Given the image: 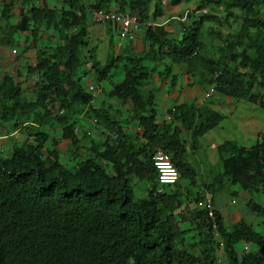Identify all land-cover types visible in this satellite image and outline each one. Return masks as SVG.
<instances>
[{
  "label": "trees",
  "instance_id": "1",
  "mask_svg": "<svg viewBox=\"0 0 264 264\" xmlns=\"http://www.w3.org/2000/svg\"><path fill=\"white\" fill-rule=\"evenodd\" d=\"M160 1L91 0L85 4L62 0L66 10H62L58 21L44 6L32 16L35 24L43 21L46 28L57 29L60 39L47 57L38 55L35 68L43 72L32 84L38 89L36 98L27 100L21 94V82L10 74L0 80V134L23 124L25 135L32 139L22 142L10 158L0 157V201L5 193L10 190L11 194L16 189L33 203L32 215L20 216L26 230L10 238L9 245L0 241V264H214L215 240L208 229L209 222L201 209L191 205L198 194L190 195L194 201L191 203L180 201L175 193L133 198L129 176L150 175H142L138 170L145 165L152 168L150 153L154 146L181 160L186 143L180 130L196 136L224 117L207 106L208 98L197 105L193 100L173 104L166 110L168 118L156 121V102L148 86L153 73L157 80L165 79L172 86L176 80V74L172 73L174 66L188 73L194 71L206 84L213 83L215 91L234 99L245 98L264 111V0L197 1L194 10L221 6L224 20L231 17L240 21L220 47L214 46V55L201 51L207 42L199 39L205 22L215 18L210 13H200L196 19L180 24L179 38L167 36L162 26L145 27L147 48L135 57L113 58L111 51L100 64L94 59L93 50H87L86 55L81 53L86 44L81 19L88 7L108 10L116 4L119 10L134 12L143 20L150 3L156 10L154 15L160 13ZM167 1L176 5L185 0ZM1 5V15L7 18L9 4ZM72 25H77L74 32L70 29ZM206 30L203 35L208 32L219 37L213 27L207 26ZM235 48L238 50L234 51ZM85 57L90 58V69L99 81L101 94L118 100L123 107L129 104V109L113 108L101 96L95 108L86 107L90 94L83 92L79 82L80 68L84 72L87 69ZM118 61L121 75L114 82L112 69ZM149 63L159 64L160 69L156 71ZM59 66L63 71L58 70ZM23 71L29 75L31 70L27 67ZM251 75L256 81L246 90ZM45 102L55 107L48 109ZM83 110L95 123L102 120L100 132L105 141L87 144L91 156L67 167L56 160L55 146L66 138L78 149L73 128ZM128 120L142 129L140 137L123 128L122 124ZM175 120H179L178 126ZM257 137L248 148L227 143L225 170L230 179L241 176L244 182H252L253 190L264 193V133H258ZM230 145L234 146L233 151ZM44 150L47 166L40 160ZM207 189L214 193L215 185L209 184ZM182 203L192 211L191 219L188 223L181 221L173 229V211ZM246 204L264 220V206L252 199ZM215 221L219 228L218 214ZM217 234L223 242L225 264H264V240L242 220L231 230L222 228ZM232 240L253 243L257 251L247 249L239 256ZM10 254L15 257L11 262Z\"/></svg>",
  "mask_w": 264,
  "mask_h": 264
},
{
  "label": "clouds",
  "instance_id": "2",
  "mask_svg": "<svg viewBox=\"0 0 264 264\" xmlns=\"http://www.w3.org/2000/svg\"><path fill=\"white\" fill-rule=\"evenodd\" d=\"M81 3H87L90 2L91 0H87V1H83V0H79ZM4 2L5 4H9V16H13L14 18V23L17 25L16 27H20V31H24L26 32L27 35V39L24 40V46L21 48L18 46V44H13L12 42L10 43L9 46H7V48L9 49V52L13 55V63H9L7 67H4L2 64L0 65V80L3 76H5V74H10V76H13V79L16 81H20V88L22 90V95L28 100V99H33L36 98L37 93H38V89H36L35 87H33V82L34 81H38L39 77L41 75V73L43 72L42 69H37L35 68V65L37 64V60H38V55L40 53L43 54V57H47L52 48L54 46H56V44L59 42L60 38H57L56 34H53L51 36H48L46 39H42L41 38V33L39 28L40 27H44L45 30H52V32H54V30L51 27H45V23L39 22L38 24H35V22H33L32 16L35 15L38 11V8L41 6H44V10L50 11L51 14L53 15L55 21H58L61 18V13L62 10H66V3H63L62 0H59L60 4H53L52 7H49V3L47 0H0V7L2 6L1 3ZM44 2V3H43ZM167 2V3H166ZM168 4L167 0H161L160 1V10H162L164 4ZM196 4L190 9L191 11L185 9L182 14H173L171 16H169L166 21L164 23L161 22H156L155 18L158 15H154L155 13V9L152 5V3H150L147 7L146 10V16L143 20H140L137 16L136 13L134 12H128L126 10H119L116 6V4H114L112 7H110L108 10H102V9H96V8H87L86 11V18L88 20V22H90L93 25H107V24H114L115 25V33L117 35L118 39H123L126 36L135 33V32H142L144 35V29L147 26H162V24H171L174 23L175 25V31L168 35V36H173V37H177L179 38L180 33H181V26L180 24H182L183 22L189 21L191 18L192 19H196L197 15L200 13H210L212 14L215 18L213 19V21H206L205 23H208L207 26H211L214 28V30H217L219 33V37H215V35H210V33L207 32V39L212 40L213 42L216 43H220V45H222L225 41V38L227 36V34L229 33H233V32H229L227 34L222 35L221 30L225 29L223 26L226 27V29H229V23L231 22V20L236 21L237 23H239L240 21L237 19H232L231 17L229 18V20H224L223 19V15L222 12L224 13L223 9L221 6H215V7H202L198 10H194L195 9ZM153 7V12L151 11L149 13V9L148 8H152ZM18 8L19 12L18 13H13L14 9ZM26 8H30L27 11V14L25 13ZM24 9V12H22V10ZM95 10V11H102L103 13H115V14H119V15H123V16H127V17H133L134 18V22L136 27L134 29H127L126 31L122 30V24L120 23V21L118 20H109V19H101L99 21H95L92 19L91 17V11ZM75 11L77 12V8L75 9ZM40 16H43V13L40 14ZM38 16V17H40ZM193 16V17H191ZM0 18H3L4 21L7 20V18H5V16L1 15V8H0ZM18 18V20H17ZM16 19V20H15ZM21 19V22L19 24V20ZM46 19V17H45ZM189 19V20H188ZM82 21V19H81ZM214 23L215 26H213L211 23ZM42 23L43 26H40L39 24ZM83 24V23H82ZM83 26L85 27V31H86V36H85V40H86V44L85 46L88 45V31H87V25L83 24ZM11 27V25L9 26ZM163 27V26H162ZM71 32L76 31L77 29V25H72L70 27ZM46 32V31H43ZM48 32V31H47ZM36 33H40L39 35H36ZM49 35V33H48ZM37 37V39H36ZM34 38V39H32ZM98 37H96L95 39H97ZM111 41V42H110ZM204 42V41H203ZM111 44H115L112 43V40L108 41V47L111 46ZM6 47V46H5ZM27 48L31 49L32 52V57H27L26 56V52L25 50ZM147 48V47H146ZM145 48V49H146ZM91 49V52L93 50V54L95 55V50H96V45L93 43L91 44L89 50ZM144 49V50H145ZM113 52V49L109 48L108 52L105 55V58L103 59V61H100L98 59H96V57H94V59L96 61H98L100 64H103L105 62V59L107 58V56L110 54V52ZM87 52V50H86ZM130 52L128 53H124L123 55L120 56H114V52L112 53L113 58L116 57H124V56H131L129 55ZM216 53V50H214L213 55ZM86 58V57H85ZM84 58V64L86 66V71L84 72L83 67L80 68V74H79V82L81 83V85H83V89L87 90L90 94V97L87 98V106L89 108H95V106L98 104V100H95L93 97V91L94 89H98L97 92L101 94L100 89L98 87V83L99 81H97L94 76H93V71L92 69H90V58ZM29 59L32 60V62L30 64H28ZM10 66V68H9ZM83 66V64H82ZM29 68L31 71L29 72V75H26L25 72L23 71L25 68ZM20 68H22V71H19L20 74H18L17 76H14V73L16 72V70H20ZM176 68H179L181 70H176ZM9 69H11V71H9ZM143 69V68H142ZM58 70L61 72L63 71V67L59 66ZM173 74H176V80L174 81V84L170 87H174L177 86V84H179V89H184L186 88V86L191 87V88H198L196 90H200L197 94V96H193L192 98L186 100L183 99L181 102L179 101H173V100H169L167 102L166 105H168V108L165 109L162 114H164V119L161 117H157V113H156V105H155V110H154V114H155V120L156 121H160V120H166L168 117L166 115V110L170 109L171 106L173 104H180V103H184V102H189V101H194V104H199L204 100H207L209 98V101L207 103V106L220 112L221 114H223V110L222 108L226 109V112L228 114V116H230L231 114L233 115L237 109H235L234 105L233 106H227V104L225 103L226 101H228V99H230L232 102L235 101V104L237 103V107H239L240 104V99L246 100L245 98H232L229 95H226L222 92H217L214 90V85L213 83L210 84H206L202 79H200L194 71H191V73L185 72L183 70L182 67L179 66H174L173 68ZM180 75H184L186 78H180ZM39 76V77H38ZM215 76V74H214ZM26 79V80H25ZM89 79L91 86L88 85L87 86V82L86 80ZM94 79V80H93ZM165 80V79H164ZM255 78L254 75H251L248 78V83L247 85H245L246 90L249 89V86H252L253 83H255ZM157 82L156 86H153V83ZM167 83V80L166 82ZM164 83V84H165ZM159 84V80L156 79V77H152V82L148 85L151 87V92H152V97H155V93L157 92H162V90L159 89L157 90V86ZM85 85L87 86V88L85 87ZM94 85H96L95 87H93ZM168 85V83H167ZM165 86V85H164ZM169 86V85H168ZM93 87V88H92ZM178 91V89H175ZM155 92V93H154ZM102 95V94H101ZM48 100V97L46 98ZM107 99H109V101H107L109 104L113 105L110 101H112L113 99H110L107 97ZM90 101L94 102L95 106H91ZM155 101V99H154ZM229 102V101H228ZM250 105H255V107L257 109H259L262 113V115H264V111L263 109H261L257 104L251 102V101H247ZM115 103V102H114ZM44 106L48 109H52L54 106L50 105V103L45 102ZM219 106L221 107V110L219 109ZM85 107V109H86ZM130 105L128 104L127 106L125 105L124 108H128L129 109ZM84 109V110H85ZM243 110H245L244 108H242ZM84 110L82 112H80L79 119H86L89 120L90 123L94 126H98V129H93L91 130V133L95 136V139H92L90 143H85L83 142V138H80L78 136H82L83 134L80 133V130L78 128V125L76 123L75 127L73 128V133L74 135L77 137V145H78V149H74V147L71 145L69 139L66 138H62L60 139L59 143L55 146L58 153H57V158L56 160L62 164H64L67 167H70L73 162H80L79 160H81L84 157L87 156H83L82 154H85V151H88L90 153V151L87 149L89 148L87 144H98V143H102L103 141H105V137L104 135L100 132V130L102 129V125L100 123H95L94 120H90L89 119V115L86 116ZM124 112V111H123ZM225 112V111H224ZM128 112H126L124 114L125 118H127ZM224 117L221 119V121L219 123H217L216 125H214L213 127H211L208 131L203 132L199 135L196 136H191V134L188 133V131L186 130H180V136L181 139H185V143H186V147L185 150L182 154V159L181 160H176L173 159L172 157H170V154L165 152L164 150H162L160 147H156L154 146L151 150L150 153V161H151V166L152 168H150V166H142L138 172L142 175L145 174H149V176H142L144 177L146 180L148 178H152L150 180V182H147L149 185H146L144 188L141 189V194L139 195V197H144V196H151V197H156V196H160V195H168V194H172L175 193L179 198L180 201L186 200V203H191L194 202L191 200L190 195L191 194H198L195 202L191 205L192 208H194L195 206L198 209H201L203 214H204V218L209 222V226L208 229H210L209 231L212 233V238L215 240V247H214V257H213V262L214 264H225V250L223 249V242L222 240L219 238L217 232L218 230L222 229V228H226L230 227L229 230L232 229V227L239 221H241L243 218L239 217L237 218V220L231 222V224L229 226L226 225V216L223 213V208L225 206V204L227 202H232L236 199L240 200L242 202V205L244 207H246L248 210H251L248 206H247V201H249V199H252V201L257 202L259 205L264 206V204H260L256 199H254L252 196H250V194H263L261 192H258L256 190L252 189V185H251V181L246 180L245 182L241 179V176L236 177L234 179H230L229 178V174L226 172L225 170V162L227 160V158H225L226 156H228V154H226V149L228 147L227 143H235L238 147H244V148H248L250 147L256 140H257V135L258 133H264L262 131L260 132H256L254 138L251 139V142L249 144H246L249 140L248 137L246 136H235V137H231V133H228V130H226L225 128H221V124L224 121L223 119H225V114H223ZM160 116V115H159ZM131 120V119H130ZM126 121L127 123L124 124V129L134 135V134H138V137H140V134L142 135V129L139 127H136L135 124H133L132 121ZM147 120H145L144 122H146ZM96 124V125H95ZM174 124L176 126H178L179 124V120H175ZM24 126L23 124L16 126V127H10V129L7 131V133H2L0 134V157L2 159H7L10 158L12 153L17 151V147L20 146V144L24 141L26 142H31L32 139L31 137L25 135L24 130H23ZM88 133H90V131H88ZM251 135H254L253 132H249ZM24 136L23 139L19 140L20 138H22ZM206 139V144L201 145L200 144V139ZM16 140H19L18 143H16ZM82 143V144H80ZM231 150H234V146L230 145ZM11 148V149H10ZM207 148H208V152L209 155H212L213 157L209 156L208 161H210L208 167H200V162H202L205 157L208 155L207 153ZM200 150H204V157H198V154L200 152ZM223 150V152H222ZM42 155H40V160L43 166H47L49 165V163L46 160V152L45 150L42 151ZM59 157H61V161H59ZM77 158H80L78 160H76ZM197 159V164L199 166V170L201 171H207L210 176H211V180L210 181H205L202 179H196V175H195V170L192 167L194 164V161ZM158 160H167V164H169V168H172L175 174V179L169 182H164L161 181L159 178V171L157 169V167L155 166V161ZM215 168H220V171L218 172H214ZM141 169H143V171L141 172ZM153 175V176H152ZM182 177H186L187 181L185 183H179V180ZM139 177H131L129 176V181L131 184L135 183L137 181V179H139ZM223 182H227V185H231V184H236L239 187L238 191L232 190L230 191V193L234 196L230 201H228L229 196L228 193L227 195H222L220 196L218 199H216L214 197V193L217 191V189H219L221 187V184ZM209 184H214L215 185V192L212 193L211 191H209V189H207V186H209ZM175 185L176 188L174 190L170 189L169 187ZM167 187V188H166ZM175 190H178L177 192ZM10 190L5 193L4 198L0 201V241L1 242H5L9 245V240L12 237L17 236V234H21L22 232H24L26 230V228L23 226V224L20 221V216H31L32 215V208H33V203L30 197H28L27 195L19 192L18 190L14 189L13 192L10 194ZM132 195H133V189H132ZM189 196V197H188ZM139 197H135L133 196V198H139ZM264 202V198L262 199L261 203ZM185 207H189L187 206V204H181L178 208H176L173 211L172 214V220H171V225L174 224L176 227L180 226L181 221H185V222H189L191 219V214L192 211H190L189 209H185ZM253 211V210H252ZM254 212V211H253ZM255 213V212H254ZM216 214L219 215L220 217V227H217L215 218H216ZM256 214V213H255ZM258 215L261 219V223L263 225V230L262 231H255L254 229H252L250 227V225H248L249 228H251L252 230H254L261 238H263L264 240V220H263V216ZM182 216H184L185 218H182ZM228 218V217H227ZM243 222V221H242ZM247 225V224H246ZM232 245L234 247V245L237 242H240L239 240H232ZM253 246V247H252ZM194 248V247H193ZM237 255L241 256L244 254L245 250L247 249H251L253 251H257V248L254 246L253 243H248V242H242V247L240 249V251H237V249L233 248ZM15 257H13L11 254L9 256V261L11 262Z\"/></svg>",
  "mask_w": 264,
  "mask_h": 264
},
{
  "label": "rangeland",
  "instance_id": "3",
  "mask_svg": "<svg viewBox=\"0 0 264 264\" xmlns=\"http://www.w3.org/2000/svg\"><path fill=\"white\" fill-rule=\"evenodd\" d=\"M48 3H49V7H52V5L55 3V4H60L59 0H47ZM83 1H87V0H83ZM198 0H185V1H181L180 3L176 4V5H169L171 8H174V12L175 14H182V12L187 9L189 11H191L190 9L197 3ZM164 8V6H163ZM224 13L222 12V15ZM86 16V15H85ZM193 17V16H191ZM229 20V19H228ZM21 22V19L19 20V24ZM83 24L87 25V22L82 19L81 21ZM213 26H215V24L212 22L211 23ZM11 25V27H9ZM18 25V24H17ZM15 23H14V18L13 16H8L7 17V20L4 21L3 18H0V41H8L10 40L13 44H18L19 47H23L24 46V39L25 38H21L22 36L19 35L20 33V27H16L17 26ZM208 23H205L203 25V28H202V32L205 33L204 29L206 30V27H207ZM238 23L234 20H231V22L229 23V29H226L225 26H223L226 30H228L229 32H234L236 27H237ZM207 31V30H206ZM202 33V36L199 37V39L203 42L205 41V39H207L206 37V34L203 35ZM40 33H36V35H39ZM28 35V34H27ZM48 33L46 32H42L41 33V38L42 39H46L48 37ZM97 36V33H89L88 34V37H89V41H88V45L83 47L81 49V53L82 54H85L86 53V50H89L91 44H95L96 45V50H95V57L96 59L100 60V61H103V59L105 58V55L106 53L108 52L109 48L108 47V44L104 43V42H101L100 40V37L98 36V39H95ZM108 37H111L112 38V43H124V40L122 39H118L115 34H112V35H108ZM37 39V37H36ZM206 47L201 50L202 52H206V54H209V55H212L213 52H214V46L216 47L217 45H219L220 43H216V42H213L212 40L208 39L206 40ZM212 45V47H211ZM238 48V47H237ZM235 48L234 51H237L238 49ZM26 52V56L27 57H32V52H31V49L30 48H27L25 50ZM145 52V50H141L140 52L139 51H134L133 53H129V55L131 56H138L140 54H143ZM86 55V54H85ZM126 61V60H125ZM32 62L31 59H29L28 61V64H30ZM122 62V61H121ZM120 62L118 61L117 62V66L115 68L112 69V71H114V75L112 76V81L116 82L117 80L120 79V75H121V72H120ZM149 66H154L156 71L160 69V66L159 64H154V63H149ZM126 67H129V65H127ZM10 68V66H9ZM176 70H181L179 68H176ZM9 71H11V69H9ZM20 71H22V68H20ZM153 77H156L157 75L155 73L152 74ZM157 78V77H156ZM94 80V79H93ZM159 80V79H158ZM166 82V80L164 79H161L159 80V84L157 86V90H159L160 88L164 87V83ZM83 92L85 93H88L87 90H84L83 89ZM95 100L98 99L97 96H94L93 97ZM101 98L106 100V101H109V99H107V97L102 94L101 95ZM153 99H155V102H157L159 100V96L157 97H153ZM113 105L112 107L113 108H116L117 106L121 109H123L124 107L122 106V104L119 103L118 100L114 99L112 101H110ZM115 102V103H114ZM227 104V106H233L235 104V101L233 102H228L226 101L225 102ZM90 104L91 106H95L94 105V102L93 101H90ZM240 104L242 105L243 108L247 109L245 110L244 112L248 113V114H253V115H256V117H258V119L256 120L255 117H252L251 119L254 121L256 120V123H257V132H260V130H263L262 127L264 128V122L263 120L260 118V117H264V115L262 116V113L259 109H257L255 107V105H250L248 102H246V100H243V99H240ZM157 107H159V111H158V114H160L161 112V106H160V103H157L156 104ZM222 107V106H221ZM223 110V114H225V119H223L224 121L222 122L221 124V128H225L226 130H228V133H231V137H235L237 135L239 136H246L249 138L248 142L246 144H249L251 142V139L254 138L255 136V132L254 135H251L249 133V130L253 131V125H250L248 121L246 120H243L241 118V116L238 114L237 117L235 118L234 121H231L229 122L230 118L226 112V109L225 108H222ZM225 111V112H224ZM131 114V112H130ZM90 116V115H89ZM101 119L98 120L99 123H101ZM125 123H123L122 125L124 126ZM78 125V128L80 130V133H82L83 135L82 136H78L80 138H83V142L85 143H90L92 139H95V136L91 133V130L93 129H98V126H94L90 123L89 120H86V119H80L77 123ZM88 131H90V133H88ZM24 136L22 138H20L19 140L23 139ZM19 140H16V143L19 142ZM252 143V142H251ZM82 144V143H80ZM200 144L201 145H204L206 144V139L202 138L200 139ZM11 149V148H10ZM208 148H207V153L208 155L205 157V159L200 162V167H208L210 161H208V158L209 156L213 157L212 155H209V152H208ZM204 150H200L199 154H198V157H204ZM83 156H91V154L88 152V151H85V154L83 153L82 154ZM80 158H77L76 160H78ZM59 161L62 162L61 160V157H59ZM195 170V175H196V179H202V180H205V181H210L211 180V176L210 174L207 172V171H201L199 170V166L197 164V159L194 161V164L192 166ZM143 171V169H141V172ZM220 171V168H215L214 169V172H218ZM131 177H134V175H131ZM152 178H148L147 180L144 178V177H141L139 179H137V181L132 185V189H133V196L135 197H139V195L141 194V189L144 188L146 185H149L147 182H150ZM187 181V178L186 177H182L180 180H179V183L183 184ZM228 183L227 182H223L221 184V187L219 189H217V191L213 194L214 197L216 199H218L220 196L222 195H227L228 193V196H229V199L228 201H230L234 196L230 193V191L232 190H235V191H238L239 190V187L238 185L236 184H231V185H227ZM167 188V187H166ZM170 189L174 190L176 188L175 185H172L169 187ZM176 192L178 190H175ZM250 196H252L254 199H256L260 204H264L261 203L262 199L264 198V195L263 194H250ZM232 206H240L239 209L237 210V218L241 217L243 218L242 221L244 224H247V225H250V227L252 229H254L255 231H262L263 230V225L261 223V218L256 215L252 210H248L246 207H244L242 205V202L240 200H236V204H231ZM182 218H185L184 216H182ZM232 220L230 218H226V225L229 226L231 224ZM172 227L173 229H176L177 227L174 226L172 224ZM227 229L229 230L230 227H227ZM242 247V242H237L235 245H234V248L237 249V251H240ZM253 247V246H252Z\"/></svg>",
  "mask_w": 264,
  "mask_h": 264
},
{
  "label": "crops",
  "instance_id": "4",
  "mask_svg": "<svg viewBox=\"0 0 264 264\" xmlns=\"http://www.w3.org/2000/svg\"><path fill=\"white\" fill-rule=\"evenodd\" d=\"M166 3L164 4V8H162V10L158 14V16L155 18L156 22L164 23L169 16L175 14V13H173L174 8H171ZM29 9L30 8H26V11H25L26 14H27V11ZM148 9H149V13L151 11L153 12V10H154L153 7L148 8ZM18 10H19L18 8L14 9L13 13L14 14L18 13L19 12ZM22 12H24V9L22 10ZM17 20H18V18H17ZM84 20L87 22L88 34L89 33H97L96 37L99 36L101 42L108 44V41L112 40V38L108 37V35L115 34V36L117 37V35L115 33V25L114 24H107L106 26L105 25H93L90 22H88V20L85 16H84ZM167 23L162 24V26L166 30L167 36H168L175 31V25L176 24H174V23L167 24ZM39 25L43 26L42 23H40ZM39 30H40V32L46 31V33H49V36H51L53 34H57V29H54V28H53L54 32H52V30H45L44 27H40ZM221 33H222V35H224V34H227L228 31L226 29H223V30H221ZM19 35L22 36L21 38L27 39V33L26 32L20 31ZM122 40H124V43L111 44L110 48L113 49L114 56H120V55H123L124 53H128V52L133 53L134 51L140 52L141 50H144L147 47V42H146L142 32L132 33V34L126 36L125 38H123ZM10 43H11L10 40H8L7 42L6 41H0V65L2 64L4 67H7L9 63H13L12 62L13 61V55L9 52V49L7 48V46H9ZM180 78H186V77L184 75H180L179 79ZM86 82H87V86L88 85L91 86L89 79H87ZM156 84H157V82H154L153 86L155 87ZM95 86L96 85H94L93 87H95ZM160 89L162 90V88H160ZM175 89H178V91ZM196 89H198V88H196ZM196 89L188 87V86H186V88H184V89H179V84H177V86L170 87L167 85V83H165V86H164L162 92H157V93L154 92L155 97L159 96V100L156 102V104L160 103V106H161L160 114H158L159 107L156 106V110H155L157 113L156 116L164 119V114H162V112L168 108V105H166V104L169 100H173V101L177 100L179 102H181L183 99L188 100V99L192 98L193 96H197V94L200 90H196ZM97 90L98 89H94L93 96L99 97V96H101V94L98 93ZM228 101L232 102L230 99H228ZM236 106H237V103L234 104V107H235V109H237V111L233 115L231 114L229 116V118H230L229 122L234 121L235 118L237 117V115L239 114L243 120H246L249 122L250 125H253V131L249 130V132H255L256 133L257 132L256 120L258 119V117H256V115L248 114V113L244 112L247 109L244 108L245 110H243L242 105H240L237 108H236ZM219 109L221 110V106H219ZM252 117H255L256 120L253 121L251 119ZM260 118L264 122V117H260ZM262 129L263 130H260V131L264 132L263 127H262ZM236 200H234L232 202H227L223 208V213L225 214L226 218L228 217L233 221L237 220V210L240 207V206L234 207L231 205V204H236Z\"/></svg>",
  "mask_w": 264,
  "mask_h": 264
},
{
  "label": "built area",
  "instance_id": "5",
  "mask_svg": "<svg viewBox=\"0 0 264 264\" xmlns=\"http://www.w3.org/2000/svg\"><path fill=\"white\" fill-rule=\"evenodd\" d=\"M91 17L95 21H99L101 19H109V20H118L122 24V30L126 31L127 29H134L136 27L134 18L127 17L115 13H103L102 11L92 10ZM167 160H158L155 161V166L159 171V178L161 181L169 182L175 179V174L172 168H169V164L165 163Z\"/></svg>",
  "mask_w": 264,
  "mask_h": 264
}]
</instances>
